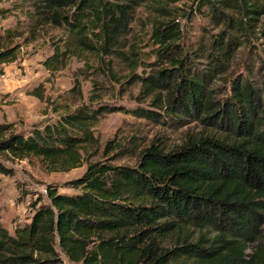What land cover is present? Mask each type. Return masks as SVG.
<instances>
[{
  "label": "trees",
  "instance_id": "1",
  "mask_svg": "<svg viewBox=\"0 0 264 264\" xmlns=\"http://www.w3.org/2000/svg\"><path fill=\"white\" fill-rule=\"evenodd\" d=\"M181 1L43 0L50 21L68 29V55L77 48L117 51L135 10L151 8L158 16L151 38L171 67L140 77L142 93L159 90L156 105L164 104L166 115L193 118L213 131L189 135L171 148L153 143L141 150L135 166L89 163L72 183L80 193L48 185L49 203L13 233L0 211V264H64L61 254L76 264L264 262V109L249 82L233 85L230 97L220 101L211 82L244 41L258 32L264 37V0H200L199 8L205 6L223 26L206 53L216 63L203 73L184 68L191 59L180 47L182 26L173 17ZM9 36L0 34V62L16 60ZM64 55L58 48L45 61L47 68L62 67ZM117 110L157 119L156 111L141 107H83L29 135L0 124V154L35 152L52 171L77 168L89 148L99 146L92 125ZM11 172L0 161V174ZM252 244L256 249L249 253Z\"/></svg>",
  "mask_w": 264,
  "mask_h": 264
},
{
  "label": "rangeland",
  "instance_id": "2",
  "mask_svg": "<svg viewBox=\"0 0 264 264\" xmlns=\"http://www.w3.org/2000/svg\"><path fill=\"white\" fill-rule=\"evenodd\" d=\"M43 4V0H0V34H11L7 44L16 53L15 61L0 62V124L29 135L33 129L83 107H141L156 111L157 119L124 110L104 112L92 125L98 148L90 147L82 165L69 171H52L35 152L1 153L0 161L12 171L0 174L2 223L11 233L16 225L30 222L40 205L49 203L48 185L60 193H80L72 183L87 171L89 163L135 166L141 150L153 143L162 142L171 148L189 135L213 131L193 118L179 121L166 115L164 104L156 105H161L160 100L155 101L159 90L150 95L142 93L140 77L171 67L158 57L151 38L158 19L151 8L142 5L135 10L117 51L105 54L77 48L75 55H68V29L51 22ZM199 5L200 0H183L175 5L173 17L182 26L180 47L191 59L184 68L203 73L212 71L216 63L206 53L223 26L215 24L207 8ZM256 35L241 44L227 70L211 81L216 100H226L233 85L247 81L255 87L264 109V37L259 32ZM58 48L68 57L62 67L52 71L45 61ZM114 146L118 149L113 150ZM255 249L256 244H252L248 252ZM61 257L64 264H76L64 254Z\"/></svg>",
  "mask_w": 264,
  "mask_h": 264
}]
</instances>
